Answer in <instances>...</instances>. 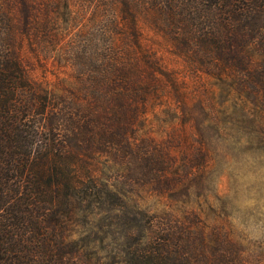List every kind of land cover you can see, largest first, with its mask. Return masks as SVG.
Listing matches in <instances>:
<instances>
[{
  "label": "trees",
  "instance_id": "16d2710c",
  "mask_svg": "<svg viewBox=\"0 0 264 264\" xmlns=\"http://www.w3.org/2000/svg\"><path fill=\"white\" fill-rule=\"evenodd\" d=\"M148 31L264 123V0H0V264H183V241L154 222L113 235L168 169L138 136L166 96ZM78 220L89 237L74 238Z\"/></svg>",
  "mask_w": 264,
  "mask_h": 264
},
{
  "label": "rangeland",
  "instance_id": "374dc122",
  "mask_svg": "<svg viewBox=\"0 0 264 264\" xmlns=\"http://www.w3.org/2000/svg\"><path fill=\"white\" fill-rule=\"evenodd\" d=\"M146 37L162 60L160 90L166 96L148 108L138 136L165 158L168 169L160 186L138 187L135 200L146 214L113 217V235H124L131 223L138 237L148 236V222H154L183 241V264H223V258L228 264H264V123L223 103L212 81L193 75L153 32ZM31 69L33 78L46 76L50 88L57 87V76L39 65ZM83 225L76 222V240L89 237L82 235ZM112 241L106 245L116 253L130 244Z\"/></svg>",
  "mask_w": 264,
  "mask_h": 264
}]
</instances>
